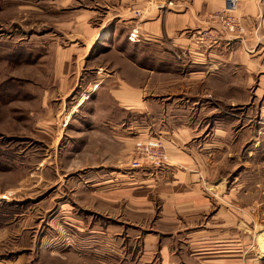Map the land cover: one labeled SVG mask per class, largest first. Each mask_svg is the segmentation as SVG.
<instances>
[{
  "label": "rangeland",
  "instance_id": "1",
  "mask_svg": "<svg viewBox=\"0 0 264 264\" xmlns=\"http://www.w3.org/2000/svg\"><path fill=\"white\" fill-rule=\"evenodd\" d=\"M164 1L0 0V264H145L143 238L158 233L161 246L175 236L180 264H264V37L227 36L223 0H206L220 4L183 49L165 35L145 47L142 25L181 0ZM144 53L163 70L140 77L133 149L95 155L76 134L92 96L69 89L117 82L116 57L142 68Z\"/></svg>",
  "mask_w": 264,
  "mask_h": 264
},
{
  "label": "crops",
  "instance_id": "2",
  "mask_svg": "<svg viewBox=\"0 0 264 264\" xmlns=\"http://www.w3.org/2000/svg\"><path fill=\"white\" fill-rule=\"evenodd\" d=\"M162 1L166 3V1ZM219 4V1L212 2L211 6L206 0H181L174 2L173 5L168 8H166V6H160V8H158L160 10L154 12V14L149 17V21L147 20L148 22L142 25L150 30V37L145 39L143 42L144 46H153L156 47V49H159L165 35L168 37L175 36V38L172 37L173 41L178 45L177 47L180 46V49H183L182 45H187L185 43L189 44L190 39L194 38V36H191L189 39L188 36H184V32L190 28H194L199 23H202L203 16H205L208 9L214 10ZM239 6H241L242 15L236 17V20L242 26L243 33L234 32L231 34L244 35L246 29H249V31H251L250 34H252L253 31L254 34L259 35L260 39L264 37V2L262 0L257 1V3L253 2V0H239L238 7ZM226 35L229 36L230 34L226 32ZM136 38L138 37L136 36ZM189 48H185L188 50L185 55L189 54L191 60L189 61L192 65H198V59L193 56L192 49ZM73 50H75V48H72L71 51ZM91 53L92 52L88 54L87 50L82 55V59H85L87 55H91ZM143 55L144 56L141 59L143 62L142 68L137 67V65L134 62H131L125 55L120 54L119 57H116L112 64L117 70V82H101L106 80L110 74L98 73L95 77L97 82L93 83L94 86L92 84L89 85L91 77H85L84 79L82 78V84L77 83L73 86L71 85V88L69 87V92H71L75 86H82V92H87L88 95L92 96L88 103L83 102V99L85 101L86 97L79 102L84 105L88 104L89 107L92 106V111H86L84 115L79 116V122L85 125V130H76L77 133L75 131L72 132L82 135V143L86 137L95 138L93 143L88 142L86 146H83L92 149L95 155L106 154L108 151L106 149L105 151L102 150L103 148H114V151H109L111 154L113 152H117V154H125L129 153L130 149L131 151L133 149L134 136H130V134L134 129V125L132 124L134 122L135 110L142 109L143 114H145V106L149 105L148 100L145 98L144 94H142V91H145V85L141 84L140 77H142V75L144 76L146 73L148 81H150L151 75L154 71L157 69L159 71L163 70L161 66L163 63L157 62L156 59L150 58L148 55H145V53ZM157 65L159 66L157 67ZM192 67L193 66H190V70H188L190 71L189 74L191 76L197 74V69L195 70L196 67ZM92 69H94V67H89L85 70L91 72L90 70ZM104 95L107 98V102L105 103L108 105L105 107L101 104L99 111H95L96 104H94V102L96 103L98 98L100 99V96L103 97ZM101 111L103 113H98ZM143 120L142 124L145 125V115H143ZM112 165L114 164H111L110 166ZM95 167L98 169H104L106 165H104V163H96ZM155 236L158 237V240L151 237L148 240H146L145 237L143 238L142 246L139 249V253H141L142 257L145 256L147 258L143 262L145 264H180V262L174 258L175 254L180 258L176 252L175 236L168 246L160 245L159 237L162 236L161 234L158 233ZM155 251H157L158 254H156ZM153 256L156 257V259H154ZM136 260L138 263L140 258L135 259L134 262ZM209 261L210 260L207 262ZM221 263H224V261H221Z\"/></svg>",
  "mask_w": 264,
  "mask_h": 264
},
{
  "label": "built area",
  "instance_id": "3",
  "mask_svg": "<svg viewBox=\"0 0 264 264\" xmlns=\"http://www.w3.org/2000/svg\"><path fill=\"white\" fill-rule=\"evenodd\" d=\"M238 1L239 0H223V5L221 8V11L218 12V20L222 22L223 24V30L229 33L232 32H236V33H243V28L242 26L237 22L234 13L237 11V7H238ZM216 18V17H214ZM133 39H136V36L134 34H131V36L129 37L130 41H133ZM109 80L114 81L115 80V76L114 73L111 72L110 75L108 76ZM140 144V143H139ZM161 144L157 141H149L147 142V146L145 147L146 150L151 149V148H156V149H160ZM160 157H162V155H160ZM154 162H152L150 159L147 160H133L131 163V167H149L153 164Z\"/></svg>",
  "mask_w": 264,
  "mask_h": 264
},
{
  "label": "bare ground",
  "instance_id": "4",
  "mask_svg": "<svg viewBox=\"0 0 264 264\" xmlns=\"http://www.w3.org/2000/svg\"><path fill=\"white\" fill-rule=\"evenodd\" d=\"M101 37H107V35H101ZM257 245L259 247L258 249L260 250V253L264 255V233L258 236Z\"/></svg>",
  "mask_w": 264,
  "mask_h": 264
}]
</instances>
